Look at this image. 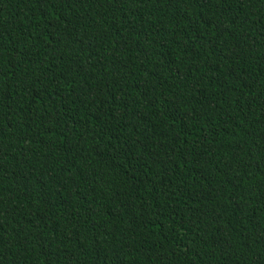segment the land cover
I'll return each mask as SVG.
<instances>
[{"label": "trees", "instance_id": "obj_1", "mask_svg": "<svg viewBox=\"0 0 264 264\" xmlns=\"http://www.w3.org/2000/svg\"><path fill=\"white\" fill-rule=\"evenodd\" d=\"M0 264H264V0H0Z\"/></svg>", "mask_w": 264, "mask_h": 264}]
</instances>
